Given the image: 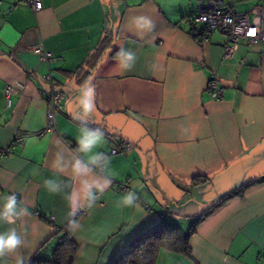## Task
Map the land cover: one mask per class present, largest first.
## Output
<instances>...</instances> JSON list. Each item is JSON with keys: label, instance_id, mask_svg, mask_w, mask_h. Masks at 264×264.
<instances>
[{"label": "crops", "instance_id": "obj_1", "mask_svg": "<svg viewBox=\"0 0 264 264\" xmlns=\"http://www.w3.org/2000/svg\"><path fill=\"white\" fill-rule=\"evenodd\" d=\"M207 1L42 0L35 11L22 0H0V198L14 193L28 211L15 225L0 222V232L15 227L23 237L0 264L50 256L72 218L67 197L74 190L83 196L82 181L104 175L95 168L86 177L73 173L77 158L88 159L77 148L82 126L104 133L93 151L108 158L113 175L93 206L80 200L73 264H111L161 220L186 233L207 207L245 184L198 221L184 257L189 264H264V41L240 39L223 60L225 34L190 32L197 6ZM223 2L246 12L259 0ZM138 16L150 17L154 28L138 30ZM37 43L53 61L31 50ZM120 48L136 55L130 71L116 61ZM48 71L62 94L55 131L46 129L41 91ZM211 78L224 88L219 99L206 91ZM15 80L21 86L8 105L4 88ZM87 80L94 108L81 118ZM123 139L131 147L111 154ZM46 180L61 190L49 191ZM129 191L138 198L133 206L122 203ZM162 253L156 264H167Z\"/></svg>", "mask_w": 264, "mask_h": 264}, {"label": "clouds", "instance_id": "obj_2", "mask_svg": "<svg viewBox=\"0 0 264 264\" xmlns=\"http://www.w3.org/2000/svg\"><path fill=\"white\" fill-rule=\"evenodd\" d=\"M135 27L140 31H151L154 28V23L150 17L138 16L134 18ZM254 35V32L251 33ZM116 61L118 65L125 70H132L136 62V55L130 50L120 48L116 53ZM95 86L91 80H87L80 88L79 108L83 115H88L94 108ZM104 133L99 129L81 127V135L77 140L78 150L81 153L88 154V159L81 160L77 158L72 164V170L76 176H88L93 172L95 167H100L104 175L92 181L84 180L83 196L77 191H73L67 197L70 207L69 216L74 217L79 211L80 200L84 199L88 202V207L95 204L98 199L97 193L102 194L112 183V175L109 168V160L103 154L94 152L93 150L102 144ZM45 185L49 191L55 193L61 190L59 183L53 180H46ZM137 195L134 191H129L122 197V203L126 206H133L137 201ZM0 203V222L8 225H15L17 220L28 214L27 208L21 207L18 204L17 195L8 193L2 198ZM75 221L71 220L70 224L75 225ZM23 245V237L15 227H11L6 231L0 232V257H4L9 253L15 252ZM17 264H24L23 259H20Z\"/></svg>", "mask_w": 264, "mask_h": 264}, {"label": "built area", "instance_id": "obj_3", "mask_svg": "<svg viewBox=\"0 0 264 264\" xmlns=\"http://www.w3.org/2000/svg\"><path fill=\"white\" fill-rule=\"evenodd\" d=\"M22 1L35 11L42 8V0ZM192 22L195 26H204L209 32L225 34L228 40L223 45L222 59H229L233 56L240 39H246L253 43L264 41V0H259L256 5L246 12L235 11L233 7L225 5L223 0H208L206 3L197 6V10L192 16ZM253 32L254 35L251 34ZM31 50L46 63L53 61L55 58L53 52L44 49L41 43L32 45ZM42 81V96L47 103L46 129L55 131L54 117L56 111L62 107V94L57 89L56 82L50 71L43 75ZM20 86L21 82L18 80L6 84L4 97L8 105L10 104V95L16 92ZM206 91L212 98L219 99L223 96L224 88L216 79L211 78L207 81ZM19 140L20 138L17 137L14 142ZM130 147L131 143L123 139L111 148L110 153L123 152ZM95 170L102 173L100 167H95ZM122 189H125V185L122 186ZM53 219V216H51L50 220L53 221Z\"/></svg>", "mask_w": 264, "mask_h": 264}, {"label": "trees", "instance_id": "obj_4", "mask_svg": "<svg viewBox=\"0 0 264 264\" xmlns=\"http://www.w3.org/2000/svg\"><path fill=\"white\" fill-rule=\"evenodd\" d=\"M200 28L202 31H197L195 24L192 26L190 32L195 38L204 35L205 31H207L204 26ZM104 41H106V37ZM248 185L249 184H245L240 188L234 189L207 207L200 217L193 221L186 233L174 222L161 220L155 223L132 238L113 259L111 264H156L159 253L162 251L183 255L189 258L188 238L191 233L195 231L198 221L208 215L228 197L241 194ZM76 218L77 216H74L70 221H76ZM70 221L66 226L59 228L56 235L57 242L50 256L42 257L40 255H35L30 262L25 264H73L77 251V243L72 238V229L74 225L70 224Z\"/></svg>", "mask_w": 264, "mask_h": 264}, {"label": "rangeland", "instance_id": "obj_5", "mask_svg": "<svg viewBox=\"0 0 264 264\" xmlns=\"http://www.w3.org/2000/svg\"><path fill=\"white\" fill-rule=\"evenodd\" d=\"M162 254H166L165 256V260L167 264H181L182 260H185L186 264H189L188 259H186L183 255H179V254H174V253H170L167 251H162Z\"/></svg>", "mask_w": 264, "mask_h": 264}, {"label": "water", "instance_id": "obj_6", "mask_svg": "<svg viewBox=\"0 0 264 264\" xmlns=\"http://www.w3.org/2000/svg\"><path fill=\"white\" fill-rule=\"evenodd\" d=\"M85 116H88V115H83V114H81V118H83V117H85Z\"/></svg>", "mask_w": 264, "mask_h": 264}]
</instances>
